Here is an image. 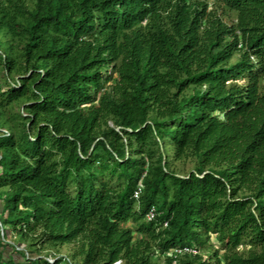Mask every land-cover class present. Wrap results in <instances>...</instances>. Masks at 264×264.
I'll list each match as a JSON object with an SVG mask.
<instances>
[{"label":"trees","instance_id":"obj_1","mask_svg":"<svg viewBox=\"0 0 264 264\" xmlns=\"http://www.w3.org/2000/svg\"><path fill=\"white\" fill-rule=\"evenodd\" d=\"M0 34V264H264V0H0Z\"/></svg>","mask_w":264,"mask_h":264},{"label":"rangeland","instance_id":"obj_2","mask_svg":"<svg viewBox=\"0 0 264 264\" xmlns=\"http://www.w3.org/2000/svg\"><path fill=\"white\" fill-rule=\"evenodd\" d=\"M28 1H30V0H28ZM8 41H9V38L7 36H5V34H0V54H2L5 57H6V54L4 52L8 48ZM6 89L7 88H6L5 82L3 80H0V90L5 91ZM14 111L21 112V105H16L14 108ZM4 121H5V117L1 115V111H0V123L3 124ZM3 132L9 133L10 130L8 127H4ZM192 169H193V165L191 163H188L186 165V171H191ZM129 226L131 227V225H129ZM18 241H19L18 236H15L13 239L8 238L7 240H5L6 243L14 245L15 249L26 252L25 245L19 246ZM40 249H42V248L40 247ZM248 250H249V247H247V246L241 248V251H243V252H247ZM53 252L56 253L57 255H59L60 257H69L71 259L72 255H73V247L72 246H64V247H59V248H55V249L47 247L46 250L43 251L42 256H46L47 254L53 253ZM7 254H14V252L12 249L7 248ZM36 255H38V253H36ZM14 256H15L16 260H21V256H19L18 254H14ZM72 262H73V264L78 263V261H76V260L72 261ZM158 263L164 264V258L158 259ZM119 264H124V263H119Z\"/></svg>","mask_w":264,"mask_h":264},{"label":"built area","instance_id":"obj_3","mask_svg":"<svg viewBox=\"0 0 264 264\" xmlns=\"http://www.w3.org/2000/svg\"><path fill=\"white\" fill-rule=\"evenodd\" d=\"M141 192H142V189L140 188V189L138 190V192L136 193L135 197H136V198H139ZM155 216H156V213H155L154 210H152V211H150V213L148 214V216H147V220H148V221H153V220L155 219ZM182 252H183V251H178V250H176V251H175V255H177V254H182ZM184 252H187V253H189V254H193V255H196V254H197L196 251H194V250H189V249H185Z\"/></svg>","mask_w":264,"mask_h":264},{"label":"water","instance_id":"obj_4","mask_svg":"<svg viewBox=\"0 0 264 264\" xmlns=\"http://www.w3.org/2000/svg\"><path fill=\"white\" fill-rule=\"evenodd\" d=\"M117 264H119V263H117Z\"/></svg>","mask_w":264,"mask_h":264}]
</instances>
